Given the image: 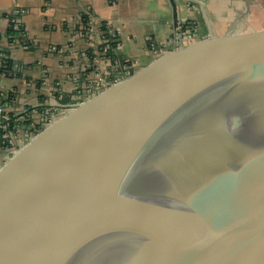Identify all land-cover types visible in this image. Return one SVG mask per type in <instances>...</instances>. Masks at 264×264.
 <instances>
[{
	"label": "water",
	"instance_id": "water-1",
	"mask_svg": "<svg viewBox=\"0 0 264 264\" xmlns=\"http://www.w3.org/2000/svg\"><path fill=\"white\" fill-rule=\"evenodd\" d=\"M249 7L223 27L203 9L1 157L0 264H264V12Z\"/></svg>",
	"mask_w": 264,
	"mask_h": 264
},
{
	"label": "crops",
	"instance_id": "crops-1",
	"mask_svg": "<svg viewBox=\"0 0 264 264\" xmlns=\"http://www.w3.org/2000/svg\"><path fill=\"white\" fill-rule=\"evenodd\" d=\"M248 6V20L260 21L264 0H0V67L4 57L13 63L9 73L0 72L3 98L8 92L13 97L0 103L5 113L20 121L15 128L25 132L33 125V129L99 75L110 74L126 59L145 57L151 48L181 29L203 25V9L216 26L223 27ZM87 9L94 25L89 38L80 29ZM9 16L24 33L13 36L8 32ZM99 21L107 25L106 32L118 37L120 52L117 47L109 51L113 58L103 59L97 53L106 39ZM111 59L120 62L115 64ZM82 84L86 88L80 87ZM28 113L31 122L21 124ZM5 151L0 150V157L8 153Z\"/></svg>",
	"mask_w": 264,
	"mask_h": 264
},
{
	"label": "rangeland",
	"instance_id": "rangeland-1",
	"mask_svg": "<svg viewBox=\"0 0 264 264\" xmlns=\"http://www.w3.org/2000/svg\"><path fill=\"white\" fill-rule=\"evenodd\" d=\"M106 27H107V25L103 22L102 23V26H100V29L101 30H103V33L105 32V37H110V35H111V33H108V32H106L107 31V29H106ZM80 29H82V28H80ZM90 32H91V30H90V27H89V25H85V30L83 31V35H84V37H86V38H89V36H91L90 35ZM112 36V35H111ZM116 36V35H115ZM114 39L115 40H117V44H116V47H117V49H118V47H119V41H118V37L116 36V37H114ZM107 41H108V39L106 38L105 39V41H104V43H103V49L102 50H100L99 52H97V53H100V58H103V59H105L106 57L107 58H113V56L111 55V54H108L107 53V50L105 49V46H107ZM115 48V47H114ZM118 51L120 52V50L118 49ZM117 51V52H118ZM135 59H137V58H134V59H132V60H125V62L121 65L120 63V67H124V66H126L128 63H130V62H132V61H134ZM111 61H113V63H118V62H120V60L119 59H111ZM119 67V68H120ZM102 68V67H101ZM118 68V69H119ZM117 69H115L114 71H116ZM104 76L103 75H99V77H97V80L96 81H99L100 79H102ZM95 81V82H96ZM80 87H82V88H86V85L85 84H82V85H80ZM58 109V108H57ZM55 111V110H54ZM53 111V112H54ZM52 112V113H53ZM51 113V114H52ZM51 114H47V115H45L44 117H43V119L42 120H39V123H37V126L38 125H40L41 123H43L45 120H47V119H49L50 118V116H51ZM32 127H33V125H29L28 126V130L27 131H20L19 129H17V131H9L8 132V135L9 136H13V137H16V140L14 141L15 143H14V145H11V144H8L9 146H3V149L4 150H6L7 152H9V151H11L12 149H13V147L15 146V145H17L18 143H20L22 140H24L27 136H29L32 132H33V129L35 128V126H34V128L32 129ZM26 134V135H25ZM12 140V139H11ZM0 150H2L1 149V146H0ZM5 151V152H6ZM4 152V153H5ZM0 154H1V156H2V154H3V152H0ZM0 160H1V157H0Z\"/></svg>",
	"mask_w": 264,
	"mask_h": 264
},
{
	"label": "trees",
	"instance_id": "trees-1",
	"mask_svg": "<svg viewBox=\"0 0 264 264\" xmlns=\"http://www.w3.org/2000/svg\"><path fill=\"white\" fill-rule=\"evenodd\" d=\"M10 18V21H9V27H8V32L15 36L16 34L18 33H24V29L18 24V22H15V21H12V17L9 16ZM110 44V43H109ZM107 44V45H109ZM109 51H112V45L110 44L109 45V48H108V54H109ZM13 66V63H12V60L8 57V58H3V63L0 67V72H7L9 73V70L12 68ZM3 93L0 92V100H5V101H11L12 97H13V93L11 92H8V94H5V96L7 97H4L3 98ZM3 98V99H2ZM5 111V110H4ZM7 114V115H5ZM29 115H25L24 118L21 120V124H27L29 122H31V114L28 113ZM4 116H10V123H11V126H8V130L12 129L13 127H15L16 124H18L20 121L17 119V117H15L14 115H11V113H3ZM10 128V129H9ZM5 130H3V127H0V135L4 136L5 135Z\"/></svg>",
	"mask_w": 264,
	"mask_h": 264
},
{
	"label": "built area",
	"instance_id": "built-area-1",
	"mask_svg": "<svg viewBox=\"0 0 264 264\" xmlns=\"http://www.w3.org/2000/svg\"><path fill=\"white\" fill-rule=\"evenodd\" d=\"M84 15L86 16V18H82L81 20H85V24L83 25V26H81L82 27V29H84L85 30V25H89V27H90V30H92L91 28V26H94V25H91V22H90V19H89V16H92V13H91V11L90 10H84ZM90 23V24H89ZM99 23V25L100 26H102V21H99L98 22ZM99 26V27H100ZM80 27V28H81ZM112 35V36H111ZM111 35H110V37L108 36V37H106L107 39H108V41H107V44H111L112 45V49H114V47H116V44H117V40H115L114 39V37H116L115 36V33H111ZM109 44V45H110ZM109 45H107V46H105V49L108 51V48H109ZM4 107H3V105L0 103V120L2 121L1 123H0V127H3V130H5V135L3 136H1L0 135V146H1V149H3V146H9L8 144H11V145H14V141L16 140V137H13V136H9L8 135V132L10 131H17V128H15V127H13L12 129H10V130H8V126H11V123H10V116L9 117H6V116H4L3 115V113H5L4 112ZM15 128V129H14ZM12 139V140H11ZM14 140V141H13Z\"/></svg>",
	"mask_w": 264,
	"mask_h": 264
}]
</instances>
